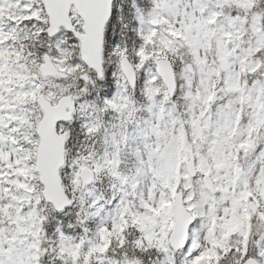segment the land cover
Here are the masks:
<instances>
[{"label":"snow or ice","instance_id":"1","mask_svg":"<svg viewBox=\"0 0 264 264\" xmlns=\"http://www.w3.org/2000/svg\"><path fill=\"white\" fill-rule=\"evenodd\" d=\"M0 264H264V0H0Z\"/></svg>","mask_w":264,"mask_h":264}]
</instances>
